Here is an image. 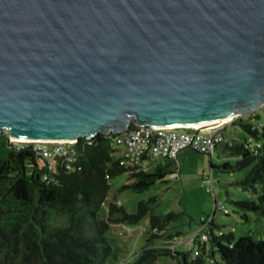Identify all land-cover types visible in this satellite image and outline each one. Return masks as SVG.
<instances>
[{"label": "water", "instance_id": "1", "mask_svg": "<svg viewBox=\"0 0 264 264\" xmlns=\"http://www.w3.org/2000/svg\"><path fill=\"white\" fill-rule=\"evenodd\" d=\"M264 103V0H0V132L217 127Z\"/></svg>", "mask_w": 264, "mask_h": 264}, {"label": "trees", "instance_id": "2", "mask_svg": "<svg viewBox=\"0 0 264 264\" xmlns=\"http://www.w3.org/2000/svg\"><path fill=\"white\" fill-rule=\"evenodd\" d=\"M233 122L250 133L255 145L246 146L247 138L240 142L231 138V145L221 146L236 152L239 158L234 164L224 162L223 167L241 169L250 164L234 183L256 193L255 199H234L233 203L264 216V126L241 116ZM111 143L108 133L79 137L74 143L80 153L79 167L70 170L56 163L50 170L47 161L35 153L32 142L10 141L5 131L0 132V264H103L110 251L104 237L110 222H136L149 211L151 202L139 200L136 209L127 212L122 204L109 200L106 217L99 218L98 209L107 199L111 177L125 171L130 181L120 188L139 190L176 169L175 159L158 162L153 170L130 169L119 163ZM44 172L52 179H43ZM119 212V216H112ZM176 216L173 211L150 212L146 243L125 264H158L162 255L186 263V251L152 244L154 238L171 239L175 235L167 229ZM207 224L210 255L218 252L219 264H264V237L255 239L245 234L234 238L232 231L216 233L212 218ZM262 230L264 234V223ZM196 244L204 253L205 241L198 239ZM202 260L198 253L190 262L198 264Z\"/></svg>", "mask_w": 264, "mask_h": 264}, {"label": "rangeland", "instance_id": "3", "mask_svg": "<svg viewBox=\"0 0 264 264\" xmlns=\"http://www.w3.org/2000/svg\"><path fill=\"white\" fill-rule=\"evenodd\" d=\"M255 114L258 116H254ZM238 116L264 126V103ZM236 117L225 125L224 133L235 142H240L244 138L251 140L250 133L233 122ZM238 158L236 152L222 148L221 145L215 146L210 153L183 148L175 158V175L168 173L148 187L139 190L130 187L120 188L122 184L130 181L127 172L113 175L110 179L107 199L98 209L99 218L106 217L109 200L122 204L127 212H133L139 200L151 202L149 211L136 222L129 223L125 220L110 222L109 228L104 232L110 251L103 264H125L132 259L146 243L147 231L150 230L148 222L150 212L177 213L167 229V232L175 235L171 239L154 238L152 244L169 245L179 251L187 252L186 263L162 255L157 260L158 264H192L190 261L195 256L193 250L197 247L196 241L202 233L209 234L207 222L210 218L215 224L213 230L216 233L232 231L234 238L245 234H250L255 239L263 238L264 216L253 210L241 209L233 203L234 199L256 198V193L252 189H245L234 183L245 174L250 164L241 169L223 167L224 162L234 164ZM154 168L152 165L148 170ZM205 177L210 179V183L204 182ZM216 201H221L227 212L223 209H215ZM120 214L119 212L112 216ZM202 219L205 222L202 223ZM199 254L203 260L198 264L221 262L218 252L215 251L212 256L210 255L208 240H205L204 253L199 250Z\"/></svg>", "mask_w": 264, "mask_h": 264}, {"label": "built area", "instance_id": "4", "mask_svg": "<svg viewBox=\"0 0 264 264\" xmlns=\"http://www.w3.org/2000/svg\"><path fill=\"white\" fill-rule=\"evenodd\" d=\"M222 122L217 127H201L195 129L193 126L169 125L166 127H153L150 125L134 124L125 130L111 131L112 151L118 158L120 164L134 170H148V167L156 165L168 159H175L178 152L183 148H191L200 152H211L218 145H231L232 139L224 133V128L234 117ZM10 141H19L11 139ZM72 142L60 141H26L33 143L35 153L43 160L47 161L48 168L54 170L56 163L61 164L66 169H76L79 167V151ZM255 141L247 140L246 146L252 147ZM171 174L175 175V172ZM43 179H52L48 173L42 174ZM204 182L210 183V179L205 177ZM226 210L221 201L215 202V209ZM208 233L200 235L199 240L205 241ZM195 256L199 253V248L193 250ZM193 256V255H192ZM194 256V257H195ZM193 257V258H194Z\"/></svg>", "mask_w": 264, "mask_h": 264}, {"label": "crops", "instance_id": "5", "mask_svg": "<svg viewBox=\"0 0 264 264\" xmlns=\"http://www.w3.org/2000/svg\"><path fill=\"white\" fill-rule=\"evenodd\" d=\"M175 170V169H174Z\"/></svg>", "mask_w": 264, "mask_h": 264}]
</instances>
